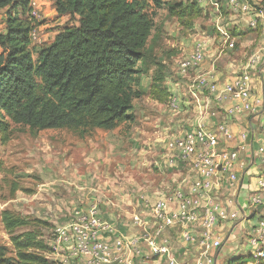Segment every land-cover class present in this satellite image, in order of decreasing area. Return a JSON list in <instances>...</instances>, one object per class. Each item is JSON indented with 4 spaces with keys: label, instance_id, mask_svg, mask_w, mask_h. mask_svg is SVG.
<instances>
[{
    "label": "rangeland",
    "instance_id": "obj_1",
    "mask_svg": "<svg viewBox=\"0 0 264 264\" xmlns=\"http://www.w3.org/2000/svg\"><path fill=\"white\" fill-rule=\"evenodd\" d=\"M200 1L161 0L157 8L153 0H146L154 29L140 64L141 74L135 86L138 96L131 120L112 131L83 132L64 128L35 134L27 126L11 124L6 142L0 128V247L4 248L0 264H20L12 238L27 233H32L43 247L28 252L49 261L50 240L56 227L92 206L99 208L102 218L117 233L130 234V222L135 214H148L157 196L181 184L184 175L187 184L186 178L191 177L187 167L176 173L165 169L162 162L165 141L174 128L180 125L181 133L192 130L188 121L199 117L196 105L192 103L187 115H174L169 100L153 94L152 86L155 83L158 91L166 90L172 96L180 82L176 65L192 53L197 43L208 47V58L215 60L219 56L218 19L209 8H203ZM50 2L48 13L44 14L42 9L41 21L37 23L42 45L49 44L68 26H80V17L60 16L55 0ZM14 13L11 8L0 9L3 31H6L8 17ZM19 15L24 21H33L27 11L20 10ZM223 17V27L235 41V47L221 55L216 72L229 75L257 51L261 38L247 28L233 30L228 23L234 18L225 10ZM40 46L33 45L35 60ZM212 119L217 121V116ZM4 212L26 225L8 232L3 223ZM228 229L229 226H224L219 232L223 238H234L226 242L221 252L210 254L211 263L203 259V264H229L241 256L245 258L231 264L253 262L252 258H247L250 254L246 250L238 248L245 243L244 238H240L236 230L232 235V230ZM182 257H177L178 264H198L200 256L197 252L190 255L185 252ZM145 259L142 264L148 261Z\"/></svg>",
    "mask_w": 264,
    "mask_h": 264
},
{
    "label": "built area",
    "instance_id": "obj_2",
    "mask_svg": "<svg viewBox=\"0 0 264 264\" xmlns=\"http://www.w3.org/2000/svg\"><path fill=\"white\" fill-rule=\"evenodd\" d=\"M28 1L33 23H39L41 0ZM200 3L218 19L219 56L212 61L213 70L204 72L210 53L204 43H197L192 53L177 63L180 82L169 97L170 111L174 115L185 113L186 93L199 117L190 133H181L179 125L180 134L166 139L162 162L165 169L176 173L187 167L191 172L187 184L183 174L181 184L159 194L145 218L135 215L136 233L132 235L117 233L97 206L78 211L54 230L47 255L50 264H142L147 257L141 243L147 244L151 256L178 264L173 249L175 230L184 245L197 250L198 264H203V259L211 263L210 254L220 252L234 238H223L219 228L224 226H231L232 235L239 228L245 243L238 248L252 256L249 264L264 262V2ZM223 10L234 18L228 23L233 30L247 28L259 34L261 41L239 70L219 79L217 62L235 47L223 27ZM33 25L31 44L40 46V29Z\"/></svg>",
    "mask_w": 264,
    "mask_h": 264
},
{
    "label": "trees",
    "instance_id": "obj_3",
    "mask_svg": "<svg viewBox=\"0 0 264 264\" xmlns=\"http://www.w3.org/2000/svg\"><path fill=\"white\" fill-rule=\"evenodd\" d=\"M153 1L161 6V0ZM55 4L60 16L80 17V26H68L40 46L35 60L30 32L33 24L38 25L19 15L21 10L30 16L29 1L0 0V9L15 11L0 34V128L5 142L11 124L27 126L35 134L64 128L112 131L131 120L140 64L154 29L146 0H55ZM158 90L154 83L152 93L169 100L168 91ZM3 223L10 233L26 225L8 212L3 213ZM12 242L20 264H50L28 252L43 248L32 233L15 236ZM241 258L245 257L229 264Z\"/></svg>",
    "mask_w": 264,
    "mask_h": 264
},
{
    "label": "crops",
    "instance_id": "obj_4",
    "mask_svg": "<svg viewBox=\"0 0 264 264\" xmlns=\"http://www.w3.org/2000/svg\"><path fill=\"white\" fill-rule=\"evenodd\" d=\"M263 2H264V0H263ZM41 3H42V9L44 10V14H47L48 13V7H50V4H51V2H50V0H41ZM0 34H4L5 33V30L3 31V28L1 27L0 28ZM55 39V37L52 39V41ZM51 41V42H52ZM2 50V49H1ZM0 53H1V51H0ZM210 56V55H209ZM212 59L209 57V58H207V61H206V64H205V66H204V72H208V71H212L213 69H212ZM228 73L226 72V73H223V72H216V76H217V78H219V79H223V78H225L224 76L226 75V76H229V75H231L232 73H229V75H227ZM197 74L195 73V74H193L192 75V78H194L195 76H196ZM192 78L191 79H189V81H187L186 82V84H185V88H186V86L192 81ZM192 105V103L190 102V99L186 96V93H185V115H187L188 114V112H189V108H190V106ZM195 109V108H194ZM194 113V112H193ZM192 116H194V114L192 115ZM191 115H190V117H192ZM197 120H198V118H194V119H191V118H189V125H190V129H193V127L196 125V122H197ZM190 132H191V130H190ZM189 131H187V132H185V133H183V134H187V133H190ZM173 133H175L176 135H179L180 134V132H179V128H178V126H176V130H175V128H174V132H172L171 134H173ZM159 196V195H158ZM157 196V197H158ZM101 214V213H100ZM135 215H140V216H142L143 218H145L146 216H144V213H140V214H135ZM134 215V216H135ZM133 216V217H134ZM101 217H102V215H101ZM133 217H132V219H133ZM141 217V218H142ZM231 226H229V229H228V231H230V228ZM129 231H130V234H128V235H132V234H135L136 233V228H135V226H134V222H133V220L130 222V229H129ZM236 232H239L240 233V231H239V228L238 229H236ZM242 232V231H241ZM240 235H241V233H240ZM239 235V236H240ZM173 236H174V238H173V249H174V253H175V255L177 256V257H185V252L187 253V255H188V253H189V255H190V253H193V252H197V250L195 249V248H193V247H189V246H186V245H184V243L182 242V240H181V238H180V236H179V232L177 231V230H175L174 232H173ZM141 250L145 253V256L147 257L146 259H145V261L146 260H148V261H146L145 262V264H164V263H166L167 261H166V259H164V258H160V257H155V256H151L150 255V253H149V248H148V246H147V244H145V243H141ZM221 252V251H220ZM182 257V258H183Z\"/></svg>",
    "mask_w": 264,
    "mask_h": 264
},
{
    "label": "water",
    "instance_id": "obj_5",
    "mask_svg": "<svg viewBox=\"0 0 264 264\" xmlns=\"http://www.w3.org/2000/svg\"><path fill=\"white\" fill-rule=\"evenodd\" d=\"M237 234H239V232Z\"/></svg>",
    "mask_w": 264,
    "mask_h": 264
}]
</instances>
